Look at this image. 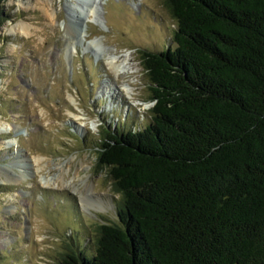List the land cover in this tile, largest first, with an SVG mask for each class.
<instances>
[{
	"label": "trees",
	"instance_id": "obj_1",
	"mask_svg": "<svg viewBox=\"0 0 264 264\" xmlns=\"http://www.w3.org/2000/svg\"><path fill=\"white\" fill-rule=\"evenodd\" d=\"M164 3L172 44L139 56L150 120L95 143L117 219L60 264H264V0Z\"/></svg>",
	"mask_w": 264,
	"mask_h": 264
},
{
	"label": "rangeland",
	"instance_id": "obj_2",
	"mask_svg": "<svg viewBox=\"0 0 264 264\" xmlns=\"http://www.w3.org/2000/svg\"><path fill=\"white\" fill-rule=\"evenodd\" d=\"M23 1L0 3V264H60L117 219L95 143L103 127L150 120L140 51L171 45L175 20L164 0ZM18 22L28 34L11 32ZM125 53L130 71L118 73ZM21 160L32 164L25 178L2 168Z\"/></svg>",
	"mask_w": 264,
	"mask_h": 264
},
{
	"label": "bare ground",
	"instance_id": "obj_3",
	"mask_svg": "<svg viewBox=\"0 0 264 264\" xmlns=\"http://www.w3.org/2000/svg\"><path fill=\"white\" fill-rule=\"evenodd\" d=\"M37 1H41L42 2V0H37ZM48 1H51V0H48ZM26 2L27 3H30L31 2V0H26ZM16 4H18V5H25L26 3L23 1V0H17V2H16ZM42 6L44 7V4H42ZM44 10H45V8H43ZM47 9V8H46ZM47 12V11H46ZM49 14V16L51 17L52 15H53V12L52 11H49L48 12ZM29 27H30V25L29 24H27V23H24V22H18V23H16V24H14L13 26H11V28H10V30H11V32H16V31H23V33H26V34H28L29 32ZM85 30V29H84ZM72 31H74V29L72 30ZM75 32H76V30H75ZM82 32V31H81ZM83 33H84V31H83ZM86 33V32H85ZM74 34V33H73ZM128 56H129V54L128 53H125L124 54V58H123V60L119 63V64H116V72H118V73H122V72H128V71H130V67L129 66H127V59H128ZM115 57V56H114ZM112 59V58H111ZM114 61V60H113ZM115 68V67H114ZM132 71V70H131ZM6 128V127H5ZM1 129H3V127L1 128ZM13 142H15V140H12V139H9V140H6V144H12ZM39 159L38 158H35V162L36 161H38ZM31 163H30V165L28 164V163H26V161H24V160H21V161H19V163L17 164V166L19 167V169L17 170V171H15V170H13L10 166H8V165H4L2 168H3V170H5V171H11L13 174H15L14 176L15 177H17V178H25L26 176H27V171L26 170H28L27 168L28 167H31ZM39 170V167H37V168H33V171H38ZM63 176H62V174L59 172V173H57V174H55L54 176H52V177H45V176H41L40 177V181H41V184H43V185H48V184H57V180L59 179H61ZM81 196H83V195H81ZM82 199L81 200H83V201H86L87 200V198H84V197H81ZM93 203H96V202H93ZM95 205V204H94ZM97 206L98 207H103V203L102 202H97ZM10 210H12L13 211V208H9ZM3 241H4V239H3Z\"/></svg>",
	"mask_w": 264,
	"mask_h": 264
}]
</instances>
